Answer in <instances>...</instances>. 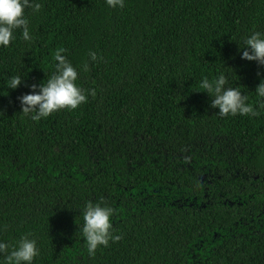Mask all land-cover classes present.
<instances>
[{
    "label": "trees",
    "instance_id": "trees-1",
    "mask_svg": "<svg viewBox=\"0 0 264 264\" xmlns=\"http://www.w3.org/2000/svg\"><path fill=\"white\" fill-rule=\"evenodd\" d=\"M35 2L31 41L17 29L0 46V240L31 233L33 264H264V66L240 58L264 0ZM59 48L87 100L33 120L18 97L47 82ZM219 73L257 115L210 106L199 82ZM89 201L114 209L121 236L95 255Z\"/></svg>",
    "mask_w": 264,
    "mask_h": 264
},
{
    "label": "clouds",
    "instance_id": "clouds-1",
    "mask_svg": "<svg viewBox=\"0 0 264 264\" xmlns=\"http://www.w3.org/2000/svg\"><path fill=\"white\" fill-rule=\"evenodd\" d=\"M111 8H123L124 0H106ZM31 8L38 12L40 3L35 0H0V46L8 47L10 41L15 39L14 32L21 30L25 41H31L29 18L25 9ZM244 47L240 48V58L255 61L264 66V32L254 31L243 39ZM63 48H59L54 54L55 71L47 79L46 83L30 85L31 91L18 97L21 111L24 114L33 113L31 119L46 118L55 111L61 109H76L86 102L87 96L84 90L76 83L78 79L77 68L67 59ZM92 61L97 60V54L90 51ZM88 64L83 65L82 70L87 71ZM257 75H261L257 73ZM22 83V75L10 78L9 88L16 89ZM200 88L211 96L210 106L218 109L220 116L226 115H257L256 108L249 102L248 96L239 87L228 85V77L225 73H219L214 80L203 77L200 80ZM258 97L264 98V77L255 88ZM261 105L264 106V99ZM114 209L103 202H87L82 209L83 226L82 237L87 244L89 255H95L99 245L107 246L109 240L115 242L121 239L120 235H114L110 217ZM40 254L37 240L31 233L23 234L14 243L9 244L0 240V255L3 260L0 264H33Z\"/></svg>",
    "mask_w": 264,
    "mask_h": 264
}]
</instances>
